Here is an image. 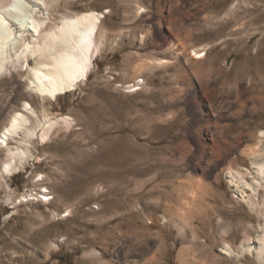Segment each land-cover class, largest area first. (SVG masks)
I'll return each mask as SVG.
<instances>
[{"label": "rangeland", "instance_id": "374dc122", "mask_svg": "<svg viewBox=\"0 0 264 264\" xmlns=\"http://www.w3.org/2000/svg\"><path fill=\"white\" fill-rule=\"evenodd\" d=\"M92 10L105 12L108 37L73 90L43 100L30 88L31 59L0 74V128L26 102L36 112L28 127H37L32 139L24 128L4 147L28 154L6 177L9 190L0 189V264H181L186 247L194 264H264L255 248L264 230V175L253 164L264 153V104L248 102L240 136L237 120H230L236 146L222 160L226 151L215 137L201 139L189 129L208 111L210 93L197 76L187 72L198 83L194 90L174 66L140 72L128 63L169 59L171 41L204 46L214 88L227 92L238 83L258 90L264 0H63L43 30L64 15ZM137 78L144 87L132 91ZM45 111L51 122H74L56 124L43 142ZM230 172L241 177L232 180ZM186 234L198 235L184 240ZM246 246L251 251L240 255Z\"/></svg>", "mask_w": 264, "mask_h": 264}, {"label": "bare ground", "instance_id": "6f19581e", "mask_svg": "<svg viewBox=\"0 0 264 264\" xmlns=\"http://www.w3.org/2000/svg\"><path fill=\"white\" fill-rule=\"evenodd\" d=\"M61 1L63 0H6L0 2V74L11 69L10 67L23 68L26 64L28 65L31 59V66L28 70L30 88L43 100L53 101L58 96L65 95L73 90L80 81L87 79L95 59L101 53V39L108 34L107 31L103 30L105 12L93 10L74 14L73 16L64 15L57 25H51L47 31H44L43 28L46 23L52 20V11L56 7L59 8ZM138 10L143 11V7H138ZM145 11L144 9L143 12ZM26 33L32 34V41H27ZM166 51L170 54L169 59H161L158 61L159 63L152 64L139 62L136 66L134 61H129V69L141 72L146 67H152L153 65L157 67L174 66L189 88L197 90L199 83L209 90L210 96L207 97L205 103L208 111L206 114H204L205 112H199L194 121L188 125L189 129H193L194 133L201 139L203 135L215 137L220 149L226 151V156L222 158V160H226L236 146L231 138L234 135L236 136L237 133H234V125H230V120L233 121L234 117L238 125L242 124L239 121L248 109V102H253L255 105L253 108L264 104V84L259 89L257 87L258 90L254 89L257 85L251 84L250 88L243 89L238 83L227 92L217 90L212 86L211 76L203 64L208 54L207 47L193 46L186 48L171 41ZM189 70L197 76L198 83L193 82L191 77L189 79L187 75ZM143 84L144 81L137 78L136 84L130 85L129 89L138 91L143 89ZM9 97L11 96L9 95ZM6 100L7 103L11 101L9 98ZM23 107L22 111L10 113L0 128V153L7 151L5 158H0V189L3 188L6 191L9 190L3 185L4 183L8 184L5 181L6 177L12 176L18 171L28 153L26 150L18 148L16 150H4V147L8 145V140L11 137L19 134V131L24 128L26 129V137L30 139L37 133L36 126L28 127V124L32 121L29 113L36 114L35 110L28 102L24 103ZM203 114L207 118L206 121L201 120ZM49 115L46 111L42 114L48 125V128L44 127L39 135V139L43 142L49 139L51 129L56 124L69 127L74 122L69 117L55 118V122H51ZM236 127V131H238L241 125ZM238 132V136H240L242 132ZM252 137L257 141L261 138L256 134H253ZM262 137H264V131ZM181 147L182 145L178 144L174 148L180 149ZM254 154H256V151ZM258 155L253 158V164L256 166L257 173L264 175V153ZM218 162L225 163L221 160H218ZM234 173L230 172L232 180H234L233 177H241L240 173H238L239 175ZM49 194H44L46 201L50 200ZM194 195L195 193L192 192L190 196L192 200L195 198ZM7 197L10 199L11 196ZM262 231L261 243L255 247L257 250L256 256L259 260L264 259V230ZM188 235L195 239L198 234H186L183 239L187 238ZM245 251H251V247H243L239 254L242 255ZM189 253V247L182 250L180 255L181 264H194ZM99 254L98 252L94 253L96 256Z\"/></svg>", "mask_w": 264, "mask_h": 264}]
</instances>
